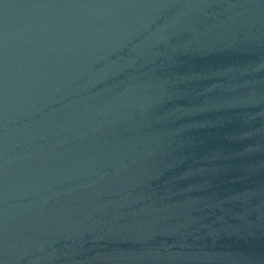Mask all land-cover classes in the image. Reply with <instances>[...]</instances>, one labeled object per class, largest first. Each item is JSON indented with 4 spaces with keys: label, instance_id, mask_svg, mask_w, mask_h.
I'll return each instance as SVG.
<instances>
[{
    "label": "water",
    "instance_id": "water-1",
    "mask_svg": "<svg viewBox=\"0 0 264 264\" xmlns=\"http://www.w3.org/2000/svg\"><path fill=\"white\" fill-rule=\"evenodd\" d=\"M0 264H264V0H0Z\"/></svg>",
    "mask_w": 264,
    "mask_h": 264
}]
</instances>
